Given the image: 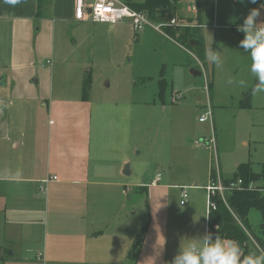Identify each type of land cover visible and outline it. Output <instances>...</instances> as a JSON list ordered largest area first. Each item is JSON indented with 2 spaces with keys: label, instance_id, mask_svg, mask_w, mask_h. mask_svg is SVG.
I'll return each instance as SVG.
<instances>
[{
  "label": "crops",
  "instance_id": "obj_1",
  "mask_svg": "<svg viewBox=\"0 0 264 264\" xmlns=\"http://www.w3.org/2000/svg\"><path fill=\"white\" fill-rule=\"evenodd\" d=\"M176 4L169 19L178 25L166 29L201 26L205 39L198 3L191 11L197 22L180 19ZM132 31L127 20L77 23L74 0L14 5L0 0V156L5 154L0 160V264H144L146 250L153 249L148 232L130 257L141 233L134 219L140 191L168 187L161 173L167 160V80L162 76L158 92L148 99L120 79L106 83L115 86L108 93L91 74L96 45L122 43ZM68 32L75 37L72 43ZM166 37L196 59L193 76L205 68L209 77L195 53L168 30ZM88 52L93 60L87 61ZM87 76L92 85L85 94ZM209 83L211 90L214 82ZM209 100L212 105V96ZM146 148L152 159L144 166L137 154Z\"/></svg>",
  "mask_w": 264,
  "mask_h": 264
},
{
  "label": "rangeland",
  "instance_id": "obj_2",
  "mask_svg": "<svg viewBox=\"0 0 264 264\" xmlns=\"http://www.w3.org/2000/svg\"><path fill=\"white\" fill-rule=\"evenodd\" d=\"M176 2V15L186 22L190 18L191 21H198V15L191 12L194 11L192 6L196 7L198 3L206 45L212 44L221 51L224 61L222 69L207 62L209 77L205 68L200 69L202 76H193L190 69L197 65L196 59L153 28L132 31V36H127L122 43L117 40L102 42L96 45L93 53L95 67L91 74L102 81L108 93L113 92L115 86L111 89L106 83L113 81L116 84V79H120L128 81V87L131 85L135 87L134 90H142L146 98L151 99L154 92H158V81L162 76L168 83L167 160L161 172L164 176L162 183H166L168 189L140 191L137 208L134 209L137 212L134 219L141 227L139 238H145L149 232L154 240L153 249L146 250L144 264H167L178 253L183 240L187 242V238L208 232L209 197L205 185L210 183L211 169L224 177L233 178L239 164L250 163L254 170L264 172V91L254 90L257 80L250 71L251 58L239 47L242 37L237 31V26L243 23L250 10L260 6L252 4L250 0H244V3L240 0ZM260 19H264V16ZM73 38V33L68 32V41L72 43ZM89 58L88 52L87 61L93 60ZM58 76L56 72L55 79ZM230 77L237 81L244 80L245 86L229 85L227 80ZM207 78L214 82L213 89L208 92L205 88ZM176 91H180L183 98L179 102H172L171 96ZM246 93L251 95V99L249 106L244 107ZM210 96L214 126L210 121L204 124L199 122ZM214 132L218 136L216 149ZM196 140H204L205 145H197ZM7 150L11 151L6 147V155L10 154ZM138 151L140 149L135 154ZM137 156L142 160V165H151L152 152L148 148ZM3 157L5 154L2 151L0 160ZM254 183L264 184V180L259 179ZM170 184L187 187L190 198L186 205L181 204L180 189ZM261 220L260 210L252 207L248 215L251 232L246 231L250 238L246 255L264 249L260 239Z\"/></svg>",
  "mask_w": 264,
  "mask_h": 264
},
{
  "label": "trees",
  "instance_id": "obj_3",
  "mask_svg": "<svg viewBox=\"0 0 264 264\" xmlns=\"http://www.w3.org/2000/svg\"><path fill=\"white\" fill-rule=\"evenodd\" d=\"M264 2V0H257V5ZM125 3L130 5L136 10L146 12L149 17L156 22H162L169 19L174 14V8L176 0H144L143 2H134L133 0H125ZM170 35L180 44L186 45L196 56L203 62L207 68V62L205 59V39L201 26L197 27H184L175 28L170 27L166 29ZM242 39L244 34L240 33ZM92 85V77L87 76L84 81V92L88 94ZM165 89V83H160L159 96L163 97ZM250 97L243 103L244 107L249 106ZM215 170L212 171V174ZM242 178L244 180V186H248L251 182L259 179L264 180V172L256 173L253 171L250 163H241L233 179ZM258 189L249 190L244 188L243 190H235L228 194L226 204L222 199L216 198L215 201L218 205L216 210L210 212L208 216V226L212 228L214 232H217L221 237L230 240L237 241L240 245L246 247L248 252L250 238L246 232H251V227L248 222V215L252 207H257L262 215L261 220V234L260 238L264 244V184L258 185ZM244 225L243 226L239 223ZM215 225L219 226V229H215ZM142 238L137 239L133 246V250L130 253V257L136 255L137 249L140 248ZM245 253V255H246Z\"/></svg>",
  "mask_w": 264,
  "mask_h": 264
},
{
  "label": "clouds",
  "instance_id": "obj_4",
  "mask_svg": "<svg viewBox=\"0 0 264 264\" xmlns=\"http://www.w3.org/2000/svg\"><path fill=\"white\" fill-rule=\"evenodd\" d=\"M6 2L14 5L20 0H6ZM240 2L244 3V0ZM250 2L256 4L257 0ZM262 16H264V2L259 8H252L243 23L237 26V31L244 34L239 47L251 58L250 71L257 80L255 91H264V19H260ZM204 55L209 64L215 65L217 69L223 68L221 51L212 47V44L205 48ZM227 83L245 86L244 80L237 81L231 77ZM168 264H264V249L243 255L237 241L205 232L203 235L187 238V242L183 240L178 253Z\"/></svg>",
  "mask_w": 264,
  "mask_h": 264
},
{
  "label": "built area",
  "instance_id": "obj_5",
  "mask_svg": "<svg viewBox=\"0 0 264 264\" xmlns=\"http://www.w3.org/2000/svg\"><path fill=\"white\" fill-rule=\"evenodd\" d=\"M193 7L196 8L194 5ZM74 19L77 23H82L87 20H91L96 23H119L127 20L130 22L133 30L136 32L144 31L147 28H153L165 36H167V26L178 25V22L175 18L169 19L168 22L167 20L162 22L153 21L146 12L136 10L124 1L120 0H74ZM48 63H50V61H48ZM205 88L207 92L210 91V83L208 78L205 84ZM182 98L183 97L180 93H175V95L172 96L171 100L172 102H179ZM199 121H210L213 125V109L209 98L206 105V111L199 117ZM213 142H215L214 138ZM195 143L197 145H205L204 140H196ZM209 144L210 143H208L207 145ZM54 179H57V177H54ZM49 180L50 179L45 180V182H48ZM244 184V180L240 177L225 181L221 177L220 173L215 170V173H213L211 176L210 183L206 186L209 197L208 216L211 211L216 210L218 207L215 201L216 198H220L226 204H228L227 196L232 191L243 190L244 188H247L249 190L258 189V185L254 182H251L248 186H244ZM188 199L189 193L187 191V188L184 187L181 191V204H186ZM241 225L246 230L244 225ZM215 229L218 230L219 226L215 225ZM208 232L218 234L217 232H214L209 226Z\"/></svg>",
  "mask_w": 264,
  "mask_h": 264
},
{
  "label": "water",
  "instance_id": "obj_6",
  "mask_svg": "<svg viewBox=\"0 0 264 264\" xmlns=\"http://www.w3.org/2000/svg\"><path fill=\"white\" fill-rule=\"evenodd\" d=\"M194 73V72H193ZM200 76H202V73L200 72ZM256 87V86H255ZM240 245V244H239ZM240 247H241V252H242V254L243 255H245V253H246V251H247V249H246V247H244L243 245H240Z\"/></svg>",
  "mask_w": 264,
  "mask_h": 264
}]
</instances>
